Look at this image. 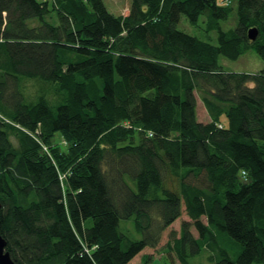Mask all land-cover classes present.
<instances>
[{
  "label": "trees",
  "instance_id": "16d2710c",
  "mask_svg": "<svg viewBox=\"0 0 264 264\" xmlns=\"http://www.w3.org/2000/svg\"><path fill=\"white\" fill-rule=\"evenodd\" d=\"M229 2L131 0L115 15L103 0H0V234L15 264H128L182 205L166 243L180 263L205 246L213 264H264V65L219 64L250 48L264 63V0H237L223 30ZM181 15L217 43L178 29ZM25 80L55 101L30 100Z\"/></svg>",
  "mask_w": 264,
  "mask_h": 264
},
{
  "label": "rangeland",
  "instance_id": "374dc122",
  "mask_svg": "<svg viewBox=\"0 0 264 264\" xmlns=\"http://www.w3.org/2000/svg\"><path fill=\"white\" fill-rule=\"evenodd\" d=\"M107 9L115 15L126 14L127 9H129L131 0H103ZM230 12L226 20L220 21V26L223 30H228L235 28L238 24L237 16V0H230ZM177 28L185 31L188 34L197 36L200 39L206 40L210 43H217V30L207 29L205 20L201 17L197 25H191L185 18L181 15L180 20L177 24ZM219 64L225 71L232 72H246V73H256L259 72L264 63L259 54L253 49H248L245 53L240 55L237 59H229L225 56H219ZM23 93L30 99H34L39 93H44L50 101L54 102L56 95L53 88L47 83L35 81V80H25L22 83ZM197 108L196 113L199 121L208 122L210 117L200 99L197 96ZM220 121H225V114L222 112L219 115ZM11 141L16 144V140L13 136H10ZM167 186L171 188H177V180L167 181ZM183 220H189V217L185 211L184 205L181 208V215L177 218L171 225L165 228L160 233V238L158 243L154 247H146L141 252H139L128 264H182L177 259L173 252H170L166 243L172 239L173 236H179L180 225ZM202 220L205 221V217L202 216ZM121 231L132 238H139L140 235L136 234L134 231L132 220H121L120 221ZM191 231L194 236H197V231L194 227H191ZM231 240V239H230ZM223 247L229 251L231 256H235L240 246L237 242L231 240L229 242L227 239L222 241ZM213 254V250L208 247H201L198 254L191 255L188 258L189 264H213L209 260V256ZM149 256L146 260L145 257ZM262 264V263H253Z\"/></svg>",
  "mask_w": 264,
  "mask_h": 264
},
{
  "label": "water",
  "instance_id": "95a60500",
  "mask_svg": "<svg viewBox=\"0 0 264 264\" xmlns=\"http://www.w3.org/2000/svg\"><path fill=\"white\" fill-rule=\"evenodd\" d=\"M257 36V29L256 28H250L248 30V38L250 40H254ZM1 208V203H0ZM6 242L5 239L0 234V264H15V262L12 260V258L9 255V252L5 249Z\"/></svg>",
  "mask_w": 264,
  "mask_h": 264
},
{
  "label": "crops",
  "instance_id": "0c3cea01",
  "mask_svg": "<svg viewBox=\"0 0 264 264\" xmlns=\"http://www.w3.org/2000/svg\"><path fill=\"white\" fill-rule=\"evenodd\" d=\"M126 12L128 13V9H127V11H126ZM127 13H126V14H127ZM126 14H123V15H126ZM197 105H198V103L196 104V108H197ZM197 116H198V114H197Z\"/></svg>",
  "mask_w": 264,
  "mask_h": 264
}]
</instances>
